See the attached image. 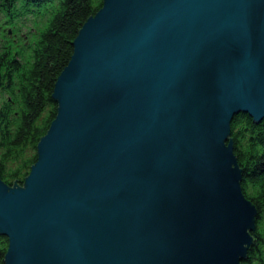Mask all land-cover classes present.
<instances>
[{
    "label": "water",
    "instance_id": "water-1",
    "mask_svg": "<svg viewBox=\"0 0 264 264\" xmlns=\"http://www.w3.org/2000/svg\"><path fill=\"white\" fill-rule=\"evenodd\" d=\"M73 46L35 164L0 175L4 263L247 264L231 124L264 120V0H103Z\"/></svg>",
    "mask_w": 264,
    "mask_h": 264
},
{
    "label": "trees",
    "instance_id": "trees-1",
    "mask_svg": "<svg viewBox=\"0 0 264 264\" xmlns=\"http://www.w3.org/2000/svg\"><path fill=\"white\" fill-rule=\"evenodd\" d=\"M102 5L103 0H0V175L7 184H23L35 164L38 142L57 115L53 93L73 42ZM231 127L243 191L258 210L247 264H264V120L257 124L239 113ZM7 250L8 240L0 235V264Z\"/></svg>",
    "mask_w": 264,
    "mask_h": 264
},
{
    "label": "rangeland",
    "instance_id": "rangeland-1",
    "mask_svg": "<svg viewBox=\"0 0 264 264\" xmlns=\"http://www.w3.org/2000/svg\"><path fill=\"white\" fill-rule=\"evenodd\" d=\"M32 25L30 24V26L29 27H31ZM12 27H10V26H8L7 27V29H9V36H11V38H15L16 39V37H14V34H13V32H12V29H11ZM26 30H28V28L26 27V28H24L23 29V33H25L26 32ZM11 31V32H10ZM21 33V32H20ZM2 34V37H3V32L1 33ZM1 41V40H0ZM2 43H4V42H2Z\"/></svg>",
    "mask_w": 264,
    "mask_h": 264
}]
</instances>
